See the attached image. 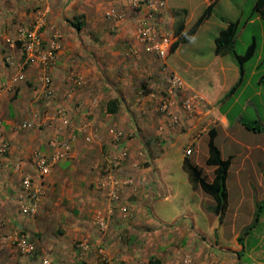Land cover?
Masks as SVG:
<instances>
[{"label": "crops", "instance_id": "crops-1", "mask_svg": "<svg viewBox=\"0 0 264 264\" xmlns=\"http://www.w3.org/2000/svg\"><path fill=\"white\" fill-rule=\"evenodd\" d=\"M255 1L166 0L163 21L172 30L181 24L182 34L214 4L191 40L171 53L190 78L184 81L166 59L157 58L137 40L140 13L119 0H0V158L8 166L22 161L20 172L4 169L0 176L4 185L0 264H183L185 258L190 264H264V143H244L230 131H250L244 124L252 122L264 125L257 113L254 121L244 118L253 96L264 93L260 80L264 55L252 34L256 49L244 64L240 87L230 93L240 78L238 67L231 53L215 52V39L228 22L239 25L235 42L257 24L264 36V19L255 10ZM110 8L117 10V18L106 16ZM40 13L46 17L43 39L49 41L55 35L60 43L50 72L49 97L42 93L44 73L38 64L20 67L18 27L33 26ZM76 18H80V30L74 27ZM241 43L245 53L250 43ZM182 53L187 55L184 63ZM5 56L12 58L13 66L5 64ZM251 61L248 71L246 64ZM70 74L76 83L69 81ZM19 75L22 78L13 82ZM171 75L181 79L182 87L168 95ZM250 88L252 94L244 97ZM165 98L171 101L167 115L159 111ZM188 99L192 105L185 110L181 104ZM110 102L113 113L108 112ZM76 104L82 107L80 114L74 113ZM237 108L241 111L230 119ZM59 109L72 117L76 133L72 151L44 178L36 214L18 216L25 202L23 174L36 178L34 156L48 152V142L64 131L60 123L49 120ZM24 122L32 128L23 127ZM211 129L215 144L220 129L225 141L241 147L224 157L216 144L222 159L231 160L227 207L221 215L214 212L215 201L194 185L184 167L188 159L205 174ZM114 133L122 134L128 148L118 175L130 183L121 186L116 202H111L100 169ZM205 136L207 150L203 151ZM209 167L208 182L214 170ZM99 215L106 223L104 230L96 223ZM12 230L34 242V254H10L6 241L18 233ZM80 241L91 248L81 258L74 252ZM98 246L106 247L107 261L99 259Z\"/></svg>", "mask_w": 264, "mask_h": 264}, {"label": "built area", "instance_id": "built-area-1", "mask_svg": "<svg viewBox=\"0 0 264 264\" xmlns=\"http://www.w3.org/2000/svg\"><path fill=\"white\" fill-rule=\"evenodd\" d=\"M126 6L132 8L134 11L140 13V17L136 26L137 40L142 43L148 51L152 52L157 58L163 60L169 55L170 48L174 42V32L163 21L166 16V0H119ZM106 16L108 18H117L118 13L115 8H110ZM46 25V17L43 13L38 14L35 24L31 27L20 25L18 33L20 35V50L22 53L21 69H24L31 64H38L43 71L42 77V93L44 96L51 95L50 72L55 68L57 53L60 49L58 36H53L51 40L46 41L42 37V30ZM4 62L7 66H13L14 62L10 56H5ZM22 78L21 75L15 77L13 82H17ZM68 79L71 83H76L77 78L70 74ZM182 87L181 79L176 75H171L167 79V94L172 95L173 92ZM1 93V90H0ZM191 99L182 102L185 110L191 108ZM171 101L163 99L159 104V111L167 115L169 113ZM82 107L76 104L74 108L75 114H80ZM50 121H56L63 126V133L51 139L48 142V152H41L34 156L33 168L36 178L25 173L21 178V191L24 193L25 202L19 208L18 213L21 215H34L38 211L40 203L43 198V180L62 160L69 157L72 151V144L76 139V133L72 123V117L65 110L59 109L55 111L50 117ZM25 128H32V124L24 122L22 124ZM2 129V122L0 118V131ZM4 147V146H3ZM190 151L187 150L186 153ZM128 156V148L124 143V137L121 133H114L111 143V149L104 158L100 173L102 182L107 185L108 198L111 202H116L117 192L123 185L129 184V180H122L119 177V171ZM4 169H11L13 172H20L22 170V161H16L12 165L5 164L4 159L0 158V176ZM4 185L0 179V192ZM96 223L101 230L106 228V223L103 219L97 216ZM19 253L23 255H32L35 252V244L29 240L24 234L18 232L14 238H10ZM90 246L87 242L80 241L74 246L75 255L79 258L83 257L90 251ZM99 259L104 262L107 261L106 247L98 246L95 248ZM46 264V263H45ZM137 264H148L143 261H138ZM183 264H190V260L185 258Z\"/></svg>", "mask_w": 264, "mask_h": 264}, {"label": "trees", "instance_id": "trees-1", "mask_svg": "<svg viewBox=\"0 0 264 264\" xmlns=\"http://www.w3.org/2000/svg\"><path fill=\"white\" fill-rule=\"evenodd\" d=\"M214 4L209 5L204 9L202 14L193 24V26L185 33L182 34L183 26L179 24L177 29H174V42L170 48L169 55L174 52L180 43L188 42L191 40L199 26L211 15L213 11ZM255 10L259 13L260 17L264 19V0L255 1ZM80 18H76L74 27L80 30L81 22ZM239 25L237 22H228L227 27L222 30L215 39L216 54L224 55L231 53L240 73V78L237 83L230 89V93H234L241 85L244 70V64L251 59L256 49V42L252 40L251 43L246 48V51L242 55H238L234 52V44L236 35L238 33ZM261 83L264 85V75L260 78ZM113 102L108 104V112L113 113L115 108H113ZM244 126L254 132L264 131V125L260 122H255L254 124H244ZM208 158L206 164L208 166L214 167L213 179L208 182L206 175L203 173L202 169L197 165H194L188 159L184 161V167L190 175V178L194 185L198 186L200 190L206 195L210 196L215 201L214 212L221 215L227 207V190H226V177L227 172L230 167V158L222 159L220 150L216 146L215 131L211 129L208 132ZM241 241V238L238 239Z\"/></svg>", "mask_w": 264, "mask_h": 264}, {"label": "rangeland", "instance_id": "rangeland-1", "mask_svg": "<svg viewBox=\"0 0 264 264\" xmlns=\"http://www.w3.org/2000/svg\"><path fill=\"white\" fill-rule=\"evenodd\" d=\"M251 1V0H250ZM260 26H258V24L256 25V27L254 28H250L248 29L242 36V42L243 43H250V37L252 34H255L256 35V40H257V44H258V50L259 49H262V53L264 55V36H261L260 35ZM263 34H264V25H263ZM241 40L240 41H237L235 42L234 44V50L238 53V54H243L244 52V45L241 43ZM187 56L185 53H182V60H183V63L184 61H186V57ZM181 60V59H180ZM166 62L168 63L169 66H171L175 71L176 73L180 76V78H182V80L184 81H190V78L187 74L183 73V71L179 68L181 66H178V64L181 65L180 61L178 62L176 57L174 58V55L173 54H170L167 56L166 58ZM253 63V61L249 62L246 64V69L249 71L250 69V65ZM257 77H261L260 75H258ZM255 77L254 80L257 78ZM264 92V91H263ZM252 94V90L251 88L246 90V92L244 93V97L247 96V95H251ZM243 100V97L241 99V101ZM262 103H264V93L262 94L261 97H257V96H253V105L252 106H249L246 111L244 112V118L246 121H254V117L257 113V115L260 117V119H262L264 121V106L261 105ZM241 110L239 108L237 109H234L230 115V119H233L236 114L238 112H240ZM253 116V117H252ZM255 122H252L250 124H254ZM232 131V134L234 135H238L242 141L247 142V143H250V144H256V143H261L263 144L264 143V131H262L261 133H254V131H247V130H243L242 132H237L235 131L233 128L230 130ZM219 136L216 140V144L221 147L222 149V152H223V155L224 157H227L228 154H234L238 151H240L241 147L236 145L234 142H232L230 139L228 140H224V134L223 132L219 129ZM243 137V138H242ZM208 137L205 136L204 138V143L205 145H203V147L201 148V150H207V145H206V141H207ZM263 146V145H261ZM199 156V155H198ZM200 158H201V161L203 162V158L204 156L203 155H200ZM238 160V159H237ZM240 160V159H239ZM205 167V174L208 175V170L211 168L209 166H206L204 165ZM233 168H232V173H233ZM210 175V174H209ZM231 189V194H232V198H233V195H234V188H230ZM41 205V203H40ZM40 207V206H39ZM16 214L18 216H21V217H26L27 215H21L19 214L18 212H16ZM13 231V232H12ZM12 234H16V232H18L17 230H12ZM6 243L9 245L10 247V251H11V255L14 256V257H20V254L17 253V248L15 246V244L11 241V240H7ZM19 252V251H18ZM0 260H1V254H0Z\"/></svg>", "mask_w": 264, "mask_h": 264}]
</instances>
